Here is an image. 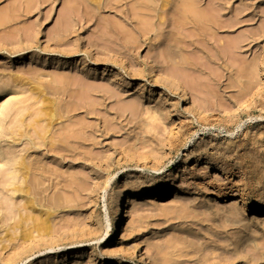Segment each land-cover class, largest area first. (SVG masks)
<instances>
[{"label":"rangeland","instance_id":"1","mask_svg":"<svg viewBox=\"0 0 264 264\" xmlns=\"http://www.w3.org/2000/svg\"><path fill=\"white\" fill-rule=\"evenodd\" d=\"M41 1L0 0V88L8 90L0 97V207L8 209L5 224H14L10 218L18 217V209L22 210L25 205L22 202L25 197L8 193L10 167L5 164L16 158L18 162L26 159L31 165L35 155L43 159L42 167L52 175L53 181L32 177L40 192L37 201L41 204L34 212L26 213L35 220H46L42 214L49 212L48 201L55 196L64 202L65 208L54 215L47 233L9 241L0 246V255L8 256L13 246L24 242L17 259L24 258L21 264H32L51 247H62V251L78 247L71 245L68 230V226L78 224L84 230L93 229L103 236L99 242L88 244L87 249L94 248L100 257L105 255L108 263L116 260L117 255H126L127 261L123 264H133L140 257L145 258L147 264H264V223L255 222L245 229L215 216L217 208L224 209L229 203L222 200L209 202L230 184L236 186H231L232 194L241 196L228 200L243 197L253 206L264 205V0H193V7L199 14L217 19L222 27L219 30L206 28L204 35L196 32L193 26L185 27L180 45L182 52L178 54L181 64L177 66L168 62L171 52L163 38L153 47L150 46L153 43L143 44L144 39L141 44L134 43L139 38L132 30L136 25L131 26L125 14L134 15L136 3L149 0L119 3L117 8L108 6L107 9L89 0H53L43 5ZM29 5L34 6L31 14L26 11ZM178 7L174 11L172 6L163 9L175 19L180 14ZM154 16L155 12L142 10L136 18L137 24L141 21L159 24ZM71 17L80 19L78 24L85 28L81 34L78 27L77 33L70 36L65 31L71 24ZM152 35L154 40L160 33L157 31L156 36ZM117 36L122 40L127 36L132 48L129 51L121 48ZM53 41L68 44L64 54H79L71 60L73 67L70 70L45 63L52 57L62 61L67 60L66 57L45 54L38 63L35 62L33 56L42 51H48V54L62 51V48L53 47ZM136 47L140 49H134ZM231 48L239 50L232 55L229 53ZM222 51L223 57L226 53L224 58ZM27 53L28 62L19 66L14 64L16 58ZM217 53L226 66L233 68L231 78L222 68ZM114 54L127 57L117 60L113 58ZM87 56L106 63L112 57L126 73L119 79L109 73L106 80L86 78L79 71H82L80 62ZM108 65L109 70H114V64ZM198 65L203 66L206 74L194 70ZM210 73L228 78L219 86L213 76L209 78ZM101 74L99 78L104 79L106 76ZM164 74L179 78L180 85L183 81L187 90L192 91L191 96L209 101L204 107L210 110V121H192L184 113L187 104L198 108L203 105L200 101L182 103L178 107L179 117L171 118L169 106L158 100L148 101L147 95L141 96L145 91L157 92L155 90L159 89L152 85L157 84L156 80L161 81L159 85L163 84ZM248 75L256 87L254 91H261L258 97L255 92L246 95L241 91ZM37 84L42 86L41 98L51 101L53 106L50 107H58L60 115L65 116L62 120L57 117L55 131L60 135L75 133L82 138L78 143H59L58 138L51 139L50 134L45 141H40L29 129L43 106L30 92ZM175 88L173 84L167 85L169 92ZM98 95L109 99L105 98V108L99 107ZM174 99L180 101V95ZM136 104H140V109L136 115H131L129 108ZM124 105L128 107L125 113L121 109ZM215 117L218 122L211 120ZM259 117L263 120H252ZM102 118L108 120L106 124ZM144 123L157 128V132L147 136V146L139 145L138 151L133 152L137 157H129L127 148L135 144L134 133L151 130V127L145 128ZM227 131L233 135H228ZM36 132L39 137H44L41 126H36ZM157 138L163 139L165 146L170 139L176 144L174 149L166 151L163 148L151 162L147 158L152 149H160L153 142ZM61 148H65L66 153ZM207 155L214 162L195 167L193 157L205 159ZM137 158L142 167L137 168L140 165ZM184 159H189L188 165L183 164ZM144 165L149 167L148 172L143 170ZM155 165L161 167L159 172L152 170ZM234 167L243 169V177L229 174ZM41 172L43 177L47 176L43 170ZM131 174L134 178H130ZM175 174L181 177L178 186L185 194L177 197L171 194L164 199L163 205L156 207L144 202L148 198L129 204L124 223L140 219V230L123 240L120 236L123 228H119L121 232L115 236L114 227L120 225L114 215L119 187L135 190L160 185L162 188L174 184L170 176ZM110 178L112 182L106 189ZM5 200L16 208L10 211ZM182 206L187 208L185 212L179 211ZM6 225L0 223V235ZM51 254L56 259L62 256L58 250ZM32 255L35 256L27 259Z\"/></svg>","mask_w":264,"mask_h":264},{"label":"bare ground","instance_id":"2","mask_svg":"<svg viewBox=\"0 0 264 264\" xmlns=\"http://www.w3.org/2000/svg\"><path fill=\"white\" fill-rule=\"evenodd\" d=\"M50 1L54 2L53 0H42L41 5L47 4ZM132 1H135V0H89V2L93 3L94 5H97L98 7L103 6V9H107L108 6L116 7V5L119 3H128ZM136 5H137V8H134V11H136L134 15H132V13H129V12L125 14L126 15L125 19L130 23V25L131 26L136 25L135 29L132 28V30L135 32V34L139 36V38L134 43L141 44L142 43L141 39H144L143 44L153 43L152 45H150L153 47L161 43L160 39L163 38V41H165L166 43L165 44L166 48L171 52L167 60L173 66H177L181 64L180 63L181 59L178 56V54L182 52L180 45H181L182 40H184V38L182 37H183V30L185 27L189 25L193 26L194 30L200 33V35H204L205 33H207L206 28L219 30L222 27V25H220L217 19L214 20V19H211L210 17H205L199 14L198 10L195 7H193L194 5L193 0H149L146 2L136 3ZM178 5H179L178 10L180 11V14H178L175 19H174V15L173 17L170 18V14H168L169 12L164 11L163 9V8L172 6L173 11H174ZM33 9H34V6L31 7L29 5L26 11L27 13H30ZM142 10L144 11L151 10L152 12H155L156 16H154V20L158 19L159 24L153 23L152 25V24L145 23L143 21L138 22L137 24L136 18L139 15V13H141ZM22 11L24 12L25 10H22ZM70 21H71L70 26L68 25V27L65 29V31L69 33L68 36L76 34L77 27L79 28L78 31L80 32V34L81 32L85 30L84 26H81L78 24V23H81L79 22L80 21L79 18L77 19L76 17H71ZM84 21L85 23H87L86 19ZM73 23H75L76 25L73 26ZM157 31H159L160 35L158 38L155 37V39L153 40L152 34H155L156 36ZM117 40L118 42L121 43V46H120L121 48L123 47V49H126L127 51L130 50L129 49L130 47L132 48V44L130 43L127 36L123 40L119 36H117ZM53 42H54L53 47L62 48V51H59L58 54H48V51H42L40 55L33 56L35 62L38 63L42 59L43 57L42 55H45V54L48 56L57 55L62 58L66 57L68 59L65 61H62L58 57H52L45 63L47 66L57 67L64 71L70 70L73 67V62L71 60L79 57V54H76V55H74V53L64 54L63 50L64 48L68 46V44L65 41H62L61 43L57 41H53ZM207 44L209 43L207 42ZM134 49H140V47H136ZM236 49L239 50V48H231L229 53H232L233 55ZM110 52H113V51H104V53H110ZM10 55L12 56L14 55V53ZM28 55L29 53L18 57V59L16 58L15 59L16 61L14 62V64H17V66H19L23 63L28 62L29 61ZM215 55L218 57L220 62H222V65H221L222 68L224 69V71L230 74L229 78H231V75H233V70H232L233 68L231 69L230 67L226 66L223 63L224 61L222 60V58L226 57V53H224V57H223V51H222V58L220 57L219 53ZM123 57L126 58L127 56H122V54H119V57H118V54L113 55V58H116L117 60L119 58L123 59ZM206 57L208 58V60L211 61V57L209 55H206ZM109 58H110L108 61L109 63H106L100 60L92 59L91 57L87 56L80 62L82 71H79V72H81L86 78L94 79V80H106V78L108 77L106 76L107 73H109L110 76H112L114 79H119L122 76V74L126 73L125 68H119L121 66L117 64L118 61L114 60L112 57H109ZM178 59L179 61H177ZM213 59H215V56H213ZM110 63L114 64V66H112L114 70H109L108 64ZM155 64L157 65V62ZM194 70L197 72L205 73L202 65L194 66ZM118 71H120L121 73ZM163 71H164V68H163ZM241 73H245V71L241 70ZM99 74H101V76H106V77L104 79L102 78L100 79ZM153 74L154 73L152 72V75ZM208 76L210 79L213 76L214 81L217 82L219 86L222 85L223 79L228 78V76L226 77L224 75H216L214 73H210L208 74ZM250 78L251 77L248 75L246 83H242L241 91L246 92V95H251V93L255 92V96L258 97L261 94V91L260 90L254 91L256 87L255 88L253 87L254 83L252 82ZM162 82L163 84L161 85H163V87L159 85L161 81H158V80L155 81V83L157 84L152 85L154 86V88L159 89V90H155L157 92L149 90L148 92L145 91L146 93L141 94V96L143 97L144 95H147L149 98L148 101L153 99L156 102L158 100L160 101L161 104L169 106L171 109V111L169 112L171 118L179 117L178 107L182 103L184 104H186L187 102L192 103V101L194 100L200 101L202 102L203 105L202 106L200 105L198 108L191 106V105L189 106L187 104L185 107L186 109L184 110V113L187 116H189L192 121L202 122V123H207L208 121H210V118H211V116L209 115L210 110L204 107V104L206 102H209L206 98L204 97L197 98L196 96H191L192 91L190 92L186 88L188 86L184 85L183 81H182V84L180 85L179 83L181 82H179V78L174 77L172 74H164ZM169 84H173L176 87L175 90H173V92H169L167 90V85ZM41 88L42 86L37 84L35 85V89L30 91L32 95L38 97V100H40L43 106L39 110L37 118L33 120V124L32 126L29 127V129L33 130L35 137H37L38 140L40 141H45L47 139V135L50 134L51 139L58 138L59 143H63L66 141H74L73 143H78L82 138H80V136L76 135L75 133H72L69 135H65V134L60 135L59 132L55 131L54 128H55L57 117H60L59 120H62L63 118H65V116L60 115L58 107L55 109L54 107H50V106H53V103L51 101H49L48 99L41 98V93H40ZM7 91L8 90L6 88H0V97ZM167 93H169L170 95ZM108 95L111 96L112 94H108ZM179 95H180V101L176 102L174 98ZM170 96H174V98ZM97 97L99 98L98 102H100L99 107L105 108L106 101L109 99L101 95H98ZM121 109L123 113L128 111V107L126 105H124ZM138 109H140V104H136V107L129 108L131 115H136L138 113ZM256 119L258 120V122L263 120V118H260V117L254 118L252 120H256ZM102 120H104V124H106V122L108 121L107 119H103V118ZM211 120L212 121L216 120L217 122L219 121V119L216 117ZM38 125L41 126L43 130V133H44L43 138L39 137V135L36 132V126ZM244 125H247V124H244ZM144 126L145 128L151 127V130L145 131V129H142V132L134 133L133 138H134L135 144L134 146L131 145L130 147L127 148V155L129 157H137L135 156L133 152L138 151L139 145L147 146V144H149L147 140L148 139L147 136L151 134V132H157V128H155L154 126H151L150 124L148 125L144 123ZM28 133L30 134V132ZM108 133L109 131L107 130L106 134ZM209 133L210 132H208V134ZM226 133L228 135H233V133H230L228 131ZM174 138H176V136H173V139ZM173 139L166 141L167 142L166 146L164 145L163 139L157 138V140H153V142H155V144L159 146L160 149H157V150L155 148L152 149V152L149 154L147 159L151 160L152 162L154 159H156L159 156L163 148H166V151L170 149H174V144L176 143L175 141H173ZM61 150L66 153L65 148H61ZM154 151H157L159 153H156ZM192 157L193 156H191V158ZM193 158L196 159L194 162L195 167H200L203 165H211L212 162H214L212 157L208 155L206 156L205 159H202L203 158L202 156L193 157ZM31 159L35 160V162L31 165H29V162L26 159H24V161L18 162L16 158H11V160L7 161V163L5 164V165H9L10 167L9 169L10 177L8 178V183L10 184L8 185V188H9L8 193H11V194L19 193L21 195H24L25 198H22V202H25V205L22 207V210L18 209V217L13 216L12 218H10V220H14V224H12L11 226L5 224L6 219L4 217H6L8 209H3L2 207H0V223L3 222V225L7 226L3 234L0 235V246L9 241L11 242L13 240L28 239L29 237L33 238L34 235L40 236L42 234L47 233V231L50 230L49 224L53 222L52 220L55 217L54 215L65 208L64 202H62L60 198L55 196V198L48 201L47 206H48L49 212L46 215L42 214L43 218L47 217L46 220H39V219L35 220L29 214L26 213L27 211H30V210L31 212H34L38 204H41V201H37V198L39 197L40 192L38 190V187L35 184L36 183L35 179L32 180V177L36 178V176H40L42 178H45V180L49 182L53 181L52 175H49L47 171L42 167L43 159H39L38 157L36 158L35 155L32 156ZM188 160L189 159H184V161H182L183 164L188 165ZM137 162L138 164H140L137 166V168L142 167L139 158H137ZM202 162L204 164L201 165ZM172 163H174V161H172ZM160 168L161 167H158L155 165L152 170L159 172L161 170ZM233 169H235V171H233ZM41 170L47 173L46 177L42 176L43 173L41 172ZM143 170L145 172H148L149 167L147 165H144ZM230 173L234 177L236 176L243 177L244 175L243 169L236 168V167L232 168L229 171V174ZM170 177H171L172 183L174 184H171L170 186L168 185L166 187L165 185H163L162 188H160L161 187L160 185H155L152 187L143 186L135 190H125L119 187L118 201L114 204V215L117 218V224L120 223V225H116L114 227L115 236L117 232L119 233L121 232L120 230H118L119 228H123L122 233L120 235L123 240L125 238H128L134 235L131 233H134L140 230V225H139L141 222L140 219L135 220L132 223L131 222L128 224L124 223L123 219L126 218L125 210L129 204H134V203L136 204L139 201H143L144 198H148L144 202L151 207H156V206L163 205L164 203L162 202L164 201V199L167 198V196L169 195L171 196V194H176V195H172V197H175V196L177 197V196H180L181 194H185V193H182L183 192L182 188L178 186V184L181 182V177H179L178 174H175L174 176H170ZM170 177L168 178L169 180H170ZM130 178H134V175L131 174ZM111 182H112V179L111 178L108 179L107 181L108 184H107L106 189L109 188ZM231 186L232 185L230 184H226L225 188L221 189L220 193H217L218 195H216V197L212 201H209V202H216V201L222 200L223 203H229V206L224 209L217 208L215 210V216L219 218H223L227 222H234V223L240 224L245 229H248V227L253 225L255 222L264 223V205H260L257 207L253 206L251 205L248 199H244L243 197L242 199L228 200L229 198H237V197L239 198L241 196L239 194H236V195L232 194L233 193L232 187L234 188L236 186H232V187ZM242 187L244 189L246 188L244 184L242 185ZM5 204H8V206H10L8 207L10 211H12L13 208H16L15 205L9 203V200H5ZM40 206H43V205H40ZM186 209L187 208L185 206H182L181 210L179 211L185 212ZM165 210L166 208L163 209V212H165ZM23 213H26V214L23 215ZM27 228H29V230H27ZM111 228H113V225L110 222L109 229ZM68 230L69 232H71V236H69V238L72 241L71 245L72 246L79 245L78 247H72L64 251H62L63 250L62 247H58V248L57 246L51 247L49 249H46L44 253H42L43 254V256L41 257L42 259L41 258L37 259L36 261L32 262V264H101V263L103 264H123V263H126L127 261L126 255H121V256L117 255L116 260H113V261L110 260L111 262L108 263L104 259L105 255H101L100 257V255L94 251V248L91 251L87 249L88 244L97 243L103 238V236L101 237L98 233H96L95 230L93 229L84 230L78 224L68 226ZM236 243L239 244L240 241L239 242L237 241ZM24 245H25L24 242H21V243L19 242L18 245L13 246L12 252L8 256L0 255V264H21L24 261V258L18 260L17 257L22 253ZM64 247H67V246H64ZM55 250H58L60 254H62L60 259L51 257L52 255L51 252H54ZM33 256L35 255L29 256L27 257V259ZM107 256L110 257L109 254H107ZM138 258L139 257H137L136 259ZM140 258L141 259L134 262L133 264H147L145 263L146 262L145 258H142V257Z\"/></svg>","mask_w":264,"mask_h":264}]
</instances>
